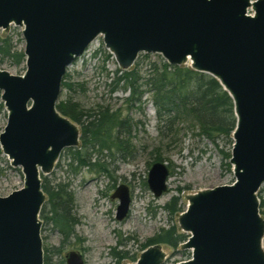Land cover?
Wrapping results in <instances>:
<instances>
[{
	"label": "water",
	"instance_id": "1",
	"mask_svg": "<svg viewBox=\"0 0 264 264\" xmlns=\"http://www.w3.org/2000/svg\"><path fill=\"white\" fill-rule=\"evenodd\" d=\"M21 28L25 70L0 68V101L6 124L0 149L19 167L23 185L0 196V264H43L42 222L46 200L41 176L62 152L79 144L78 126L56 104L67 67L98 36L122 70L140 53L158 54L170 65L217 79L233 102L235 127L228 159L234 180L185 195L177 218L189 238L181 249L191 258L175 264H264V0H0V29ZM170 168L153 161L146 184L154 197L168 190ZM116 219L130 211L125 183ZM160 243L135 262L162 264ZM66 264H85L74 250Z\"/></svg>",
	"mask_w": 264,
	"mask_h": 264
},
{
	"label": "rangeland",
	"instance_id": "2",
	"mask_svg": "<svg viewBox=\"0 0 264 264\" xmlns=\"http://www.w3.org/2000/svg\"><path fill=\"white\" fill-rule=\"evenodd\" d=\"M6 35L11 36L17 49L23 50L24 42L20 27L11 25L7 32L0 29V37ZM142 54L138 56L142 67L141 73L147 67L142 63ZM149 55L151 59H156L158 54ZM134 67L135 62L129 69ZM0 68L12 74H22L25 62L13 64L2 61ZM116 68L118 65L113 55L104 47L100 36L67 67L65 80L80 83L81 86H76L74 91L62 88L59 100L70 95L82 109L88 111L105 106L112 109L122 107L123 115L128 114L132 120L130 126L132 144L131 152L124 158L106 160L108 164L110 163L108 167L113 178L85 167L76 175L68 172L65 151L55 163L53 171L46 175V179L51 183L70 182L76 208L75 216L80 220L75 227L76 237L69 239L70 242L62 246L60 256H52L51 264H61L60 261L65 260V254L71 249L82 252L85 264H117L108 254L110 248L128 237L127 243L118 246L117 249L128 250L130 255L138 257L141 244L154 236L160 228L177 225L179 212L169 215L163 208L174 195L180 196L179 205L185 209L187 203L185 195L204 188L230 184L234 180L231 165L228 168L225 164L222 165L223 161L228 160L223 159L220 153V149L230 152L231 141L225 143V140H219V146L216 147L207 139L194 136L189 129L190 124L186 122L179 123L171 139H162L158 134L155 108L150 102L144 103L141 111L132 108L128 112L122 104L127 93L110 91L109 83ZM5 112L4 108L0 110V132L6 124ZM137 120L141 121L138 125L135 123ZM197 130L198 127L195 125L193 131ZM157 154L170 165L172 172L168 180V191L156 198L147 187L146 176ZM121 182L130 187L132 203L128 216L118 221L115 219L118 201L112 199L110 194ZM22 185L21 170L12 166L10 160L0 150V196L7 195ZM261 195L264 196V184L261 187ZM41 237L45 249L60 245V235L50 225L42 226ZM162 248L167 254L162 264H175L191 256L190 250L173 249L165 243H162ZM131 262H133L131 259L126 258L121 264Z\"/></svg>",
	"mask_w": 264,
	"mask_h": 264
},
{
	"label": "trees",
	"instance_id": "3",
	"mask_svg": "<svg viewBox=\"0 0 264 264\" xmlns=\"http://www.w3.org/2000/svg\"><path fill=\"white\" fill-rule=\"evenodd\" d=\"M15 46L10 35L0 37V62L20 64L25 61L23 50ZM142 56V63L147 66L143 73L140 59L137 57L133 69L116 68L109 83L111 92L127 93L122 104L128 112L132 108L141 111L143 104L150 102L155 108L158 134L162 139H171L179 123L186 122L190 124L189 129L194 136L205 138L216 147L219 146V140H225V143L232 142L230 137L235 127L233 102L217 79L195 71L189 66L170 65L160 55H157L156 59H151L150 55L145 53ZM66 78L67 75L63 79L62 88L74 91L76 86H81L80 83L65 80ZM56 108L81 126L80 145L64 150L68 160V172L76 175L85 167L113 178L108 167L110 163L108 164L106 160L124 158L131 152L132 120L129 115H123L122 107L112 109L105 106L90 111L84 110L70 95L66 99H60ZM2 109L3 103L0 101V110ZM135 123L138 125L141 121L137 120ZM195 125L198 127L197 131H193ZM220 153L223 159L230 158V152L220 149ZM154 159L163 161L158 154ZM224 164L227 168L230 166L227 161H223L222 165ZM168 166L170 167L169 164ZM42 190L46 195V202L42 207L41 217L51 224L63 242L73 234L74 224L77 222L70 182L51 183L46 176H42ZM259 198L260 213L264 217V196L261 195V190ZM179 200L180 196L174 195L163 205L169 215L182 211ZM185 238L186 235L178 232L175 225H170L167 228H160L154 236L141 244V250L156 242L176 248ZM60 250L59 246L51 249L56 254ZM111 254L117 264L126 258L136 260V256L130 255L128 250H116L114 247ZM60 262L65 264L63 260ZM45 264H48L46 259Z\"/></svg>",
	"mask_w": 264,
	"mask_h": 264
},
{
	"label": "flooded vegetation",
	"instance_id": "4",
	"mask_svg": "<svg viewBox=\"0 0 264 264\" xmlns=\"http://www.w3.org/2000/svg\"><path fill=\"white\" fill-rule=\"evenodd\" d=\"M58 101H59V99H58ZM3 108H4V106H3ZM5 110V109H4ZM58 110V109H57ZM60 112V111H59ZM6 113V112H5ZM61 113V112H60ZM67 117V116H66ZM69 118V117H68ZM6 119H7V117H6ZM70 119V118H69ZM71 120V119H70ZM72 121V120H71ZM74 122V121H73ZM77 126H78V129H79V133H80V135H81V130H80V127L81 126H79L80 124H78V123H76V122H74ZM2 132V131H1ZM0 132V133H1ZM80 145V137H79V144H78V146ZM77 146V147H78ZM77 147H75V148H77ZM1 150V149H0ZM55 166V165H54ZM19 168V167H18ZM170 168V167H169ZM20 169V168H19ZM21 170V169H20ZM170 175H171V168H170ZM42 176H44V175H42ZM42 176H41V180H42ZM121 183H123V182H121ZM121 183H119V184H121ZM118 184V185H119ZM126 184V183H125ZM118 185H116L115 186V188L118 186ZM127 185V184H126ZM128 186V185H127ZM42 187V186H41ZM113 187H114V185H113ZM129 187V186H128ZM115 190V189H114ZM114 190H113V192H114ZM129 190H130V194H131V189H130V187H129ZM168 191V190H167ZM112 192V193H113ZM112 193L110 194V197H111V195H112ZM112 198V197H111ZM112 199H116L118 202H119V200H118V198H112ZM187 201V200H186ZM45 202H46V200H45ZM44 202V203H45ZM131 203H132V196H131ZM118 204V203H117ZM74 205H75V202H74ZM186 205H187V203H186ZM130 206H131V204H130ZM179 206H181V205H179ZM117 207V206H116ZM182 207V206H181ZM185 208H186V206H185ZM41 210H42V208H41ZM185 209H183L182 208V211H184ZM76 208H74V216H75V214H76ZM182 211H180L179 212V214L182 212ZM178 213V212H177ZM169 214V213H168ZM178 214V215H179ZM171 215V214H170ZM128 216V215H127ZM126 216V217H127ZM125 217V218H126ZM39 218H40V220H41V222H42V225H41V230H42V226L43 225H50V227H51V224L49 223V222H46V220H44L42 217H41V211H40V214H39ZM75 218L77 219V222L74 224V228H73V234L71 235V236H69V239H71V238H73V237H76V233H75V227H76V225L77 224H79V222H80V220H79V218H77L76 216H75ZM124 218V219H125ZM115 219H116V213H115ZM117 220V219H116ZM123 220V219H122ZM122 220H118V221H122ZM172 225H174V224H172ZM178 225V224H177ZM177 225H175L176 226V228H177V231L178 232H180V233H183V234H185L186 235V238L182 241V242H184V241H186L188 238H189V233H186V232H182L181 231V229L177 226ZM170 226V225H169ZM168 226V227H169ZM52 228V227H51ZM41 230H40V235H41ZM54 230V229H53ZM54 231H56V230H54ZM57 232V231H56ZM58 233V232H57ZM42 238V237H41ZM129 238V237H128ZM128 238H125L124 240H121V241H118V243H117V245L116 246H114L115 248H116V250H125V249H117L118 248V246H123V245H125L126 243H127V241L129 240ZM69 239H67V240H65V241H63L62 242V240L60 239V245H53V246H51V248L50 249H45L44 247H43V245H42V248H43V264H45V259L46 260H48V264H51V258H52V256L54 255V256H57V255H61V253L59 252L58 254H56L55 252L53 253V251H55V250H53V251H51V249H54V247H61L62 248V246L64 245V244H66V243H68V242H70V240ZM78 240H81L80 238H78ZM120 242V243H119ZM182 242H180L179 244H178V246L176 247V248H173V249H177V248H179L180 250H190V249H181L180 248V245H181V243ZM156 243H160L161 245H162V243L161 242H156ZM152 244H154V243H152ZM149 245H151V244H149ZM148 245V246H149ZM168 245V244H167ZM114 247H111L110 248V251H109V255L112 257V258H114L113 256H112V248H114ZM147 247V246H146ZM145 247V248H146ZM144 248V249H145ZM71 250H74V251H77V252H79L81 255H82V257H83V260H84V263H85V259H84V256H83V254H82V252L81 251H79V250H75V249H71ZM71 250H69V251H71ZM143 250V249H142ZM142 250H140V252L142 251ZM69 251H67V253L69 252ZM190 252H192L191 250H190ZM189 252V253H190ZM66 253V254H67ZM66 254H65V260H64V263L66 264ZM191 255V254H190ZM48 258V259H47ZM166 258H167V254H166ZM191 258V256H189V258L188 259H190ZM115 259V258H114ZM136 259H137V256H136ZM187 259V260H188ZM166 260V259H165ZM115 261H116V259H115ZM136 261V260H135ZM135 261H133V262H135ZM184 261V260H183ZM179 262V261H178ZM176 263V262H175ZM121 264V263H120Z\"/></svg>",
	"mask_w": 264,
	"mask_h": 264
}]
</instances>
